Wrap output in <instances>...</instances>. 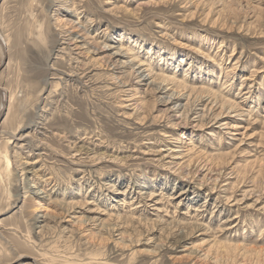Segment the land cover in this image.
Here are the masks:
<instances>
[{
    "label": "rangeland",
    "instance_id": "obj_1",
    "mask_svg": "<svg viewBox=\"0 0 264 264\" xmlns=\"http://www.w3.org/2000/svg\"><path fill=\"white\" fill-rule=\"evenodd\" d=\"M0 31V264H264V0H0Z\"/></svg>",
    "mask_w": 264,
    "mask_h": 264
},
{
    "label": "bare ground",
    "instance_id": "obj_2",
    "mask_svg": "<svg viewBox=\"0 0 264 264\" xmlns=\"http://www.w3.org/2000/svg\"><path fill=\"white\" fill-rule=\"evenodd\" d=\"M66 34H65V36L66 37H64V39H67V44H68V46L69 45H71L74 41H77L78 40V38H77V36H73L72 34H70V33H68V30L67 31H64ZM0 36L2 37V39H3V41H4V43H5V47L6 48H8V41H7V39L4 37V35L1 33V31H0ZM75 45V44H74ZM0 52H1V57H2V59H3V56H4V54H3V51H2V47L0 46ZM0 88H1V90H2V98H1V103H0V109L2 108V101L4 102L5 101V104H6V108H7V103H8V101L10 100L9 99V96H8V92H7V90L5 89V88H3L2 86H0ZM161 88V87H160ZM162 89V88H161ZM7 110V109H6ZM6 114H7V116H6V118L8 119L9 118V113H7L6 112ZM23 137H22V135L20 136V139H22ZM23 256H25V255H21V257H23Z\"/></svg>",
    "mask_w": 264,
    "mask_h": 264
},
{
    "label": "water",
    "instance_id": "obj_3",
    "mask_svg": "<svg viewBox=\"0 0 264 264\" xmlns=\"http://www.w3.org/2000/svg\"><path fill=\"white\" fill-rule=\"evenodd\" d=\"M0 46L2 47V51H3V59L1 61L0 64V70L6 65L7 61H8V53H7V48L5 47V43L2 39V37L0 36ZM0 96L2 98V90L0 88ZM6 114V104L5 101H2V108L0 109V122L2 121V119L4 118V115Z\"/></svg>",
    "mask_w": 264,
    "mask_h": 264
}]
</instances>
